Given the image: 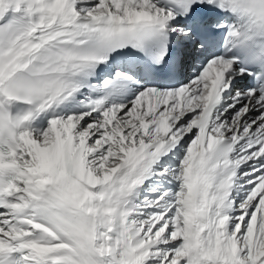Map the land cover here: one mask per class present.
<instances>
[{"label":"snow or ice","instance_id":"obj_1","mask_svg":"<svg viewBox=\"0 0 264 264\" xmlns=\"http://www.w3.org/2000/svg\"><path fill=\"white\" fill-rule=\"evenodd\" d=\"M0 264H264V0H0Z\"/></svg>","mask_w":264,"mask_h":264}]
</instances>
